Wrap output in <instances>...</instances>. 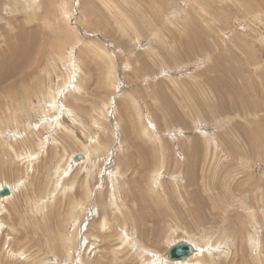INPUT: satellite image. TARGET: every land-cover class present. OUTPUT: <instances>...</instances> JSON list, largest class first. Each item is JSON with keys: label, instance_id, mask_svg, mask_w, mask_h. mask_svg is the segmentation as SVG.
<instances>
[{"label": "rangeland", "instance_id": "374dc122", "mask_svg": "<svg viewBox=\"0 0 264 264\" xmlns=\"http://www.w3.org/2000/svg\"><path fill=\"white\" fill-rule=\"evenodd\" d=\"M263 1L0 0V264H264Z\"/></svg>", "mask_w": 264, "mask_h": 264}, {"label": "water", "instance_id": "95a60500", "mask_svg": "<svg viewBox=\"0 0 264 264\" xmlns=\"http://www.w3.org/2000/svg\"><path fill=\"white\" fill-rule=\"evenodd\" d=\"M81 160V156H75L74 161L77 162ZM11 188L6 187L0 192V197L5 198L11 195ZM195 253V248L189 242H179L169 248L166 253L167 260L171 262H180L182 260L188 259Z\"/></svg>", "mask_w": 264, "mask_h": 264}, {"label": "bare ground", "instance_id": "6f19581e", "mask_svg": "<svg viewBox=\"0 0 264 264\" xmlns=\"http://www.w3.org/2000/svg\"><path fill=\"white\" fill-rule=\"evenodd\" d=\"M261 1H263V0H261ZM264 2V1H263ZM263 2H261L259 5L261 6V7H264V3ZM253 4V3H252ZM253 6V5H252ZM254 7V6H253ZM249 8H250V6H249ZM88 10V9H87ZM64 33V32H63ZM31 37V36H30ZM34 46V45H33ZM23 49H27L26 47H24ZM22 49V50H23ZM21 51V50H20ZM19 51V52H20ZM25 51H26V53H27V50H24V52H23V58H25L26 56H24V54H25ZM22 52V51H21ZM28 53H29V51H28ZM22 54H20L19 53V57L21 56ZM26 55V54H25ZM21 59V60H19V61H24V59ZM220 60V59H219ZM223 60V59H222ZM11 62L13 61V60H10ZM9 61V62H10ZM221 61V60H220ZM72 64V63H71ZM1 72V71H0ZM6 72H7V68H6V70L2 73V77L5 79V78H8V77H10V78H12L13 76L10 74V73H8V74H6ZM77 72V71H76ZM15 73V72H14ZM15 76V75H14ZM9 78V79H10ZM257 85V84H256ZM161 90V89H160ZM159 90V91H160ZM164 91V90H163ZM162 90H161V92L162 93H157L158 94V97L160 98V99H163V97H167V94H165V92H163ZM142 94V93H141ZM165 94V95H164ZM161 95H163V97H160ZM174 95V94H173ZM257 95V94H256ZM259 96V95H258ZM1 98V97H0ZM147 98V97H146ZM170 98V97H169ZM2 99V98H1ZM17 99V98H16ZM238 101V100H237ZM245 101V100H244ZM244 101H242V104H243V102ZM235 102H233V104H234ZM239 103V102H238ZM241 103V102H240ZM230 104V103H229ZM237 104V103H236ZM238 105V104H237ZM18 106V105H17ZM242 106V105H241ZM260 107V106H259ZM0 108H1V106H0ZM62 108V107H61ZM59 109V108H58ZM241 109V108H240ZM198 111V110H197ZM2 113V112H1ZM6 114V113H5ZM51 114V113H50ZM67 114H69V113H67ZM71 116V115H70ZM69 116V117H70ZM68 117V116H67ZM39 118V117H38ZM49 118V117H48ZM1 120V119H0ZM49 121V120H48ZM65 122V121H64ZM6 123V122H5ZM58 124V123H57ZM7 125V124H6ZM10 125V124H9ZM134 126V125H133ZM141 126V125H140ZM62 129V128H61ZM80 130V129H79ZM1 131V130H0ZM73 134V133H72ZM75 139V138H74ZM94 139V138H93ZM46 145V144H45ZM122 146H123V143H122ZM173 148V147H172ZM115 153V152H114ZM185 154V153H184ZM232 157V156H231ZM86 158V157H85ZM86 160H87V158H86ZM86 160H84V162L86 161ZM246 160H248V159H246ZM81 163V162H80ZM90 165V164H89ZM209 168V167H208ZM114 170V169H113ZM191 174V173H190ZM193 175V174H192ZM192 178V177H191ZM8 185V184H7ZM240 188V187H239ZM239 190V189H238ZM3 201V200H2ZM5 201V200H4ZM109 203V202H108ZM219 204V203H218ZM111 205V204H110ZM202 205V204H201ZM203 206V205H202ZM108 208V207H107ZM198 208H200V207H198ZM203 208V207H202ZM105 210V209H104ZM179 210V209H178ZM198 212H199V210H198ZM253 212V211H252ZM105 213H106V211H105ZM179 213V212H178ZM198 214H200V213H198ZM184 215V214H183ZM197 215V214H196ZM183 217V216H182ZM256 226V225H255ZM104 229V228H103ZM253 235V234H252ZM251 236V235H250ZM215 237V236H214ZM194 248H195V253L192 255V256H190L188 259H186V260H182V261H180V262H175V263H171V264H182V263H189V261L188 260H192L193 258H197L198 257V255H199V252H200V250H199V248L196 246H194V244H193V242L191 243V242H189ZM204 246H205V248L206 249H208V247H209V245H208V243H204ZM203 248V247H202ZM78 249V248H77ZM192 257V258H191ZM191 258V259H190ZM199 258H201V257H199ZM261 259V258H260ZM159 263L160 262H165V263H167V264H169L168 263V261L166 260V258L165 259H163V258H161V259H159V260H157Z\"/></svg>", "mask_w": 264, "mask_h": 264}]
</instances>
